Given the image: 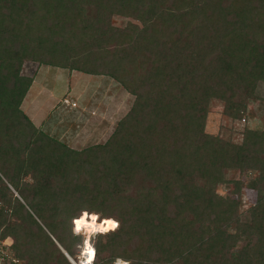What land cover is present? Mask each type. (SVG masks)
<instances>
[{"label":"trees","instance_id":"1","mask_svg":"<svg viewBox=\"0 0 264 264\" xmlns=\"http://www.w3.org/2000/svg\"><path fill=\"white\" fill-rule=\"evenodd\" d=\"M27 61L110 77L132 106L73 149L22 110ZM261 81L264 0H0V238L25 264H72L95 217L92 264H264V129L206 131L213 100L239 120Z\"/></svg>","mask_w":264,"mask_h":264},{"label":"rangeland","instance_id":"2","mask_svg":"<svg viewBox=\"0 0 264 264\" xmlns=\"http://www.w3.org/2000/svg\"><path fill=\"white\" fill-rule=\"evenodd\" d=\"M129 20L131 19L115 15L112 22L122 27ZM132 21L136 22V20ZM22 73L29 76H34L37 73L36 82L33 88H31V95L35 92L36 95L40 94L41 96L38 99L36 97H34V99H32L33 97H29V103L27 101L25 104L27 106L21 107L22 110L36 126L39 124V126H43L45 129L46 127H51L53 130L54 122L57 118L59 122V129L60 126H64L66 127L68 135L72 132H74L73 134L75 135L78 134V141H72V139L66 137L67 135L60 137L59 139L60 141L66 143L69 147L76 150L86 148L93 144L104 143L112 134L118 121L129 111L134 101V96L132 94L127 92L119 83L107 76L99 75L91 77L90 81L88 80L87 89L84 80L86 73L78 70L54 67L50 65H39L36 62L27 61L22 66ZM69 76L71 77L68 78ZM73 76L76 79L73 78ZM70 85H72V88H75L77 91L75 93L73 92L74 94L72 93L69 96L65 93L63 96L64 92H69ZM46 91L52 92L55 99L60 98L61 101L63 98L68 97L69 100L76 103V108L79 107L81 110L83 105H86L85 103L88 101V107L85 109L88 110V119L87 116L82 117L81 119L75 118L76 116L70 118L71 114L69 115L67 113V115L65 112L63 113L60 107L57 109L54 107L51 113L48 112L51 108H49V104H45V96H43ZM255 96V98L248 101V112L239 120H231L230 118H227L222 112V102L219 100H213L210 104L209 114L206 121V131L214 135H220L226 139L237 141L241 139V132L245 127L264 129V121H262L259 117V101L260 99H264V82L261 81L257 84ZM47 100L50 102L52 101L51 99ZM62 105L65 104L62 103ZM76 108L74 107L72 110ZM28 111H31L32 113ZM77 114L78 113L75 112L73 115ZM73 118H75V121H71ZM243 118L245 119L244 121H242ZM229 177L236 179L240 178L244 181L247 180L246 175L239 173L238 170L231 171L229 173ZM232 188L233 186L231 184H220L217 186V192L222 195H226L232 191ZM242 192L246 194L247 191H244L243 189ZM251 194V196L245 195L242 197V211H245L253 204L255 200L254 191H251ZM104 223L108 225L107 220H105ZM78 228H80L81 231L77 233L83 234L87 240L97 233L86 232L82 225ZM109 230L111 229L109 228ZM85 246L87 247V244L83 246L78 259H72L74 264H82V260L88 256ZM113 264L128 263L118 258Z\"/></svg>","mask_w":264,"mask_h":264},{"label":"crops","instance_id":"3","mask_svg":"<svg viewBox=\"0 0 264 264\" xmlns=\"http://www.w3.org/2000/svg\"><path fill=\"white\" fill-rule=\"evenodd\" d=\"M47 66H49V65H47ZM46 69V68H45ZM49 72H51V71H49ZM38 73V72H37ZM37 73L34 75V80H33V83H32V85L30 86V88H29V90H28V92L26 93V95H25V97H24V99H23V102H22V105H21V107H23V106H27V105H25L26 103H27V101H28V103H29V100H30V98L29 97H33L32 99H34V97H36L37 99L38 98H40L41 96H40V94H38V95H36L35 94V92H33V94L31 95V88H33V86H34V84H35V82H36V76H37ZM93 76H99V75H91V74H87L86 73V77H84V80H85V86H87V89H88V80L90 81V79H91V77H93ZM100 76H102V75H100ZM71 76H69L68 78H70ZM73 78H75L74 76H73ZM76 79V78H75ZM66 91H67V89H66ZM77 90L75 89V88H72V85H70V87H69V92H64L63 93V96L65 95V93H66V95H70V94H72L73 92L75 93ZM87 92H88V90H87ZM73 93V94H74ZM43 96H45L44 97V99H45V104L47 103V104H49V108H51L50 110H48V112H52V109L54 108V107H56V109L58 108V107H60L61 108V110L63 111V113L65 112L66 114L68 113L71 117L70 118H72V117H75V118H78V119H81L82 117H86L87 116V119H88V110H85L87 107H88V101L85 103L86 105H83V107H82V110H81V108H79V107H75L76 109H74V110H72L73 108L72 107H70V106H67V105H62V101H61V99L60 98H58V99H55V97H54V94L52 93V92H47L46 91V93L43 95ZM47 99H51L52 101L50 102L49 100H47ZM61 103V104H60ZM56 105V106H55ZM58 105V106H57ZM80 107H81V105H80ZM73 111H75V112H77L78 114L77 115H73L75 112H73ZM85 111V112H84ZM28 112H31V111H28ZM32 113V112H31ZM87 113V114H86ZM67 114V115H68ZM34 117V116H33ZM75 118H73L71 121H75ZM62 119V118H61ZM60 119V120H61ZM64 119H67V118H64ZM43 120V119H42ZM58 120H57V118H56V121L54 122V129L52 130L51 129V127H49V128H47L46 127V129H45V127H43V126H39V124L37 125L38 127H40L41 129H43L45 132H47L48 134H50L51 136H54V137H56L57 138V136H58V139H60V137H64L65 135H67L66 137H68V138H70V139H72V141H78L79 139V136H78V134H73L74 132H72L71 134H67V131H66V127H64V126H60V129H59V126H58ZM65 128V129H64Z\"/></svg>","mask_w":264,"mask_h":264},{"label":"built area","instance_id":"4","mask_svg":"<svg viewBox=\"0 0 264 264\" xmlns=\"http://www.w3.org/2000/svg\"><path fill=\"white\" fill-rule=\"evenodd\" d=\"M62 103L72 108L76 107V103L69 100L68 97L63 98ZM244 120L245 119L243 118L242 121ZM0 264H25L24 261L18 259L14 255L12 251V240L10 238H0ZM90 264H92V261L90 262Z\"/></svg>","mask_w":264,"mask_h":264},{"label":"bare ground","instance_id":"5","mask_svg":"<svg viewBox=\"0 0 264 264\" xmlns=\"http://www.w3.org/2000/svg\"><path fill=\"white\" fill-rule=\"evenodd\" d=\"M83 221H84V223L82 224V227H84L86 232L88 231V232L92 233V232L100 231L101 223L97 222L96 220L85 219ZM86 244H87L86 253L88 254V256L84 260H82V264H88V263L90 264V262L93 260L92 258H93V254L95 252L89 243V239L87 240Z\"/></svg>","mask_w":264,"mask_h":264},{"label":"clouds","instance_id":"6","mask_svg":"<svg viewBox=\"0 0 264 264\" xmlns=\"http://www.w3.org/2000/svg\"><path fill=\"white\" fill-rule=\"evenodd\" d=\"M93 220H95L94 218H93ZM112 223H108V228H110V229H113V230H115L116 228H118L119 227V222L118 221H114V220H110ZM79 223H80V225H82L83 223H84V221L83 220H80L79 221ZM101 230H104V231H106L104 228H103V226H101ZM93 257H94V255H93ZM93 259V258H92Z\"/></svg>","mask_w":264,"mask_h":264},{"label":"snow or ice","instance_id":"7","mask_svg":"<svg viewBox=\"0 0 264 264\" xmlns=\"http://www.w3.org/2000/svg\"><path fill=\"white\" fill-rule=\"evenodd\" d=\"M87 215V214H86ZM95 219V217H94ZM78 225L80 224L79 221L76 222ZM107 223H112L111 221H107ZM106 230V229H105Z\"/></svg>","mask_w":264,"mask_h":264},{"label":"water","instance_id":"8","mask_svg":"<svg viewBox=\"0 0 264 264\" xmlns=\"http://www.w3.org/2000/svg\"><path fill=\"white\" fill-rule=\"evenodd\" d=\"M66 254V253H65ZM66 256L69 258V260L72 262V259L66 254ZM72 264H74L73 262H72Z\"/></svg>","mask_w":264,"mask_h":264}]
</instances>
